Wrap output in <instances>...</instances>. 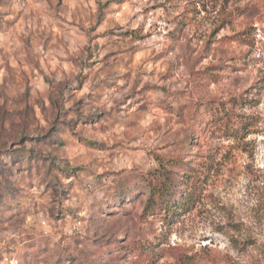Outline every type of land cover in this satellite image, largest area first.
<instances>
[{
	"label": "clouds",
	"instance_id": "obj_1",
	"mask_svg": "<svg viewBox=\"0 0 264 264\" xmlns=\"http://www.w3.org/2000/svg\"><path fill=\"white\" fill-rule=\"evenodd\" d=\"M0 264H264V0H0Z\"/></svg>",
	"mask_w": 264,
	"mask_h": 264
}]
</instances>
